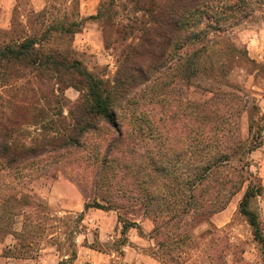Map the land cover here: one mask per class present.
<instances>
[{"label":"trees","instance_id":"16d2710c","mask_svg":"<svg viewBox=\"0 0 264 264\" xmlns=\"http://www.w3.org/2000/svg\"><path fill=\"white\" fill-rule=\"evenodd\" d=\"M131 3L143 20L130 26L132 42L121 53L112 85L67 54L37 47L35 37L0 43V88L9 89L6 100L0 96V231L10 218L38 207L20 189L26 179L43 169L61 166L81 180L90 178L95 200L84 204V209L111 210L98 202L113 204L106 185L117 175L129 144L138 139L157 149L139 157L141 172L136 175L141 177L140 192H135V197L152 219L153 239L160 253L189 255L208 231L197 237L196 228L202 222L214 227L211 217L243 192L237 210L251 228L264 264V231L258 213L251 208L252 202L264 195L250 161L251 153L262 145L261 132L251 135L249 127L248 137L243 139L236 117L204 114L207 104H196L193 108L198 114L184 116L183 130L175 138L170 131L163 132L172 121L169 114L157 118L142 108L146 96L171 75H180L188 83L207 75L203 57L219 53L222 61L230 46L226 44L229 33L263 12L264 0ZM101 6L95 16L80 21L98 20ZM221 68L208 72L219 77ZM214 70H219L218 75ZM52 81L53 106L48 116L41 114L42 98L37 96L36 86ZM69 88L79 92L80 98L65 115L68 100L64 92ZM128 89L130 116L119 114ZM187 123L192 128L186 127ZM119 220L122 234L135 227L120 216ZM217 253L225 256L223 248Z\"/></svg>","mask_w":264,"mask_h":264},{"label":"rangeland","instance_id":"374dc122","mask_svg":"<svg viewBox=\"0 0 264 264\" xmlns=\"http://www.w3.org/2000/svg\"><path fill=\"white\" fill-rule=\"evenodd\" d=\"M18 2L19 7L11 15L9 27L0 29V43L35 37L39 44L37 47L67 54L71 60L80 61L88 72L111 85L116 79L121 53L132 42L130 26L143 20L142 13L134 8L131 0H103L99 19L87 21H80L77 0H48L46 9L41 13H34L26 0ZM258 29H264V9L229 33V43L226 44L227 47L230 44L232 49L229 46L222 61L218 58L221 56L219 53L203 57L201 64L207 75L204 73L191 83L183 82L180 75H171L161 86H156L153 93L146 96L143 111L146 114H157V118L169 114L168 119L172 121L166 124L163 132L170 131L176 135L173 136L175 138L183 130L181 121L186 122L184 116L198 114L193 108L196 104H207L204 114H227L236 117L243 139L248 137L249 127L251 135L260 131L263 136L264 60H253L247 51V47L252 51L256 49V43L250 44L249 35ZM259 50L262 52L263 47H259ZM219 65H222L221 72L218 70L219 77L211 76L208 71L218 68ZM216 71L214 70V74L218 75ZM211 78L213 79L210 80ZM53 86V81L36 86L39 87L37 96L42 98L39 102L41 114H52ZM8 90L0 88V96L4 100L7 99ZM127 93L122 101L124 110L119 111V114L130 116V89ZM64 95L68 103L63 114L67 115L71 105L79 100L80 93L69 88ZM186 127L192 128L188 123ZM174 129H178V132ZM137 140H134L135 144H129V151L120 162L117 175L106 185L111 191L113 204L98 202L101 206L111 208L126 222L139 226L144 242L135 249L137 253L149 256L157 264H263L261 248L253 240L251 228L237 210L240 194L234 196L227 207L225 214L228 220L225 227L214 226L215 229L202 222L196 228L194 235L197 237L208 231L201 242H196L197 247L189 255L169 257L160 253L157 242L153 239L152 219L135 197V192H140L138 180L141 177L136 175L141 168L139 157L142 155L143 158L144 152L151 155L157 149H154L152 143L146 144ZM60 168L43 169L24 181L21 193L29 195L38 207L31 209L29 214L10 218L6 227L0 231V264L10 263L5 258L35 260L42 255L55 256L62 260L60 264H71L82 245L103 253L110 252L109 264H126L123 261L122 247L127 241L122 230L113 241L101 245L95 240L93 222H85L84 213L69 212L60 204L58 196L62 194L77 204H92L95 200L90 178L81 180V177H74L70 169L65 171L63 167ZM251 170L255 173L254 169ZM57 178L64 180L65 184L56 186L52 195V183ZM259 203L257 199L251 205L258 215ZM210 222L212 223L211 219ZM260 222L264 231V223L261 219ZM221 248L225 252L223 258L217 253ZM138 257L134 252L130 255L133 260Z\"/></svg>","mask_w":264,"mask_h":264},{"label":"crops","instance_id":"0c3cea01","mask_svg":"<svg viewBox=\"0 0 264 264\" xmlns=\"http://www.w3.org/2000/svg\"><path fill=\"white\" fill-rule=\"evenodd\" d=\"M19 0H0V29H7L10 25V17L14 13L18 6ZM29 7L34 11V13L43 12L47 5L48 0H26ZM103 0H77V10L81 18H89L95 16L98 12L100 5ZM70 2V1H69ZM250 44L256 43L255 48L252 51L250 47H247V51L250 57L255 61L264 60V29H258V31H253L249 35ZM259 47H263L262 52L259 50ZM261 49V48H260ZM264 133V132H263ZM251 168L255 170V173L260 179L261 185L264 189V134L263 142L260 148L256 149L250 155ZM65 184V181L61 178H57L53 181L51 194L53 195L54 189L60 184ZM57 193V192H56ZM243 193V192H242ZM240 193V198L242 197ZM58 195V193H57ZM58 200L60 204L68 210L69 212H79L84 213L85 222H93L96 231L95 240L100 242L101 245L108 243L114 240V237H118L116 234L120 233L122 230V224L119 220V215L112 210H101V209H84L82 203L71 201L70 198H67L65 194L59 195ZM238 200V201H239ZM259 203V215L261 221L264 223V195L258 198ZM227 208L211 217L212 224L216 228L225 227L227 224ZM226 215V217H225ZM135 227H129V229L124 234L127 241L126 245L122 247L124 252L123 261L126 264H157L149 256H143V254L137 253L136 248L139 245H143L144 239L140 235V228L137 224L133 223ZM138 227V228H136ZM138 230V233H136ZM93 242L94 238H93ZM132 252L139 255L137 260L130 258ZM85 253H89L88 255ZM111 253H103L98 249L92 247L88 248L84 245L79 247L78 255L72 260L71 264H109L111 259ZM66 259V257H65ZM68 259V258H67ZM6 262L9 264H60L62 260H59L52 255H42L37 259H14V258H5Z\"/></svg>","mask_w":264,"mask_h":264}]
</instances>
